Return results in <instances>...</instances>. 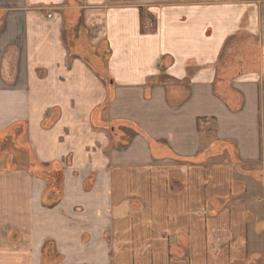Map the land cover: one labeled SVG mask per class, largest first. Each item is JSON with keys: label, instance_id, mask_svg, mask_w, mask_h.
Segmentation results:
<instances>
[{"label": "crops", "instance_id": "1", "mask_svg": "<svg viewBox=\"0 0 264 264\" xmlns=\"http://www.w3.org/2000/svg\"><path fill=\"white\" fill-rule=\"evenodd\" d=\"M12 127L0 264H264V0H0Z\"/></svg>", "mask_w": 264, "mask_h": 264}, {"label": "rangeland", "instance_id": "2", "mask_svg": "<svg viewBox=\"0 0 264 264\" xmlns=\"http://www.w3.org/2000/svg\"><path fill=\"white\" fill-rule=\"evenodd\" d=\"M151 26H148L147 29H151ZM90 61V60H89ZM227 97L224 98L225 101H228L229 103L231 102L232 99H235V97L232 94H226ZM220 99V97H219ZM237 102V100H236ZM236 102H234L232 105L234 106L236 104ZM125 123H121L119 125H112V136H114L115 134H119L120 131L118 130V127H123ZM127 125L124 126V128H126V130H123L125 133L128 132V134L126 135V137L124 139H122L120 142L115 143L114 137H111V141L110 144L113 145L114 147H118L121 148L122 145H127L128 144V139H129V135H133L135 134V131H138L139 133H141V130L134 126L131 123H126ZM202 126H204V123L201 124ZM44 127L45 124L43 125ZM206 128L202 130V133H210L211 131V124H206ZM114 128V129H113ZM214 128V127H213ZM21 129L19 127H12L11 129H9V132H6V134L0 138V171H4L6 172H10L12 170H25L27 172L32 173L33 176H37L41 179H43L45 182H47L48 187L50 189L51 192L50 195H52V200L54 202L58 201L61 197V187L63 184V174L62 171L60 170V164L58 162L52 163V168L48 169V171H45L44 168L41 169H37L35 168L34 162L32 161L31 156H29L26 152L27 149H24L22 146H20L19 144H25L27 146V143L23 140L20 141L19 137L21 136L20 134ZM22 133V132H21ZM111 133V131H110ZM203 134V135H204ZM212 134V133H210ZM18 140V141H17ZM115 143V145L113 144ZM109 149V148H108ZM89 183V182H88ZM90 183L91 179H90ZM90 185H88V187H90ZM87 191H89V188L87 189ZM87 196V194H85ZM85 201L86 204L89 203L87 197H85ZM91 207V205L89 206ZM87 211H89V209H87ZM9 239L12 242H15L19 239L20 237V233H18L16 230H11L9 232ZM134 241H133V248H138L141 249L142 246L145 244L140 243L139 238H141L140 236H133ZM142 241H145L144 238H141ZM45 247L43 246V251H44ZM42 251V254H45V252ZM141 255V253H140ZM49 256H54L53 254L49 253ZM118 256L120 257V259L125 258L124 254H119ZM129 259L127 260V264H129ZM137 264H140V262H138Z\"/></svg>", "mask_w": 264, "mask_h": 264}]
</instances>
